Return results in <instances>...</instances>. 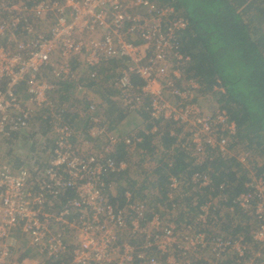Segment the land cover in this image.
Instances as JSON below:
<instances>
[{
	"label": "built area",
	"instance_id": "1",
	"mask_svg": "<svg viewBox=\"0 0 264 264\" xmlns=\"http://www.w3.org/2000/svg\"><path fill=\"white\" fill-rule=\"evenodd\" d=\"M188 26L173 6L154 0H0V136L22 133L45 106L52 111L54 136L46 166L1 160L0 141V264H264L263 250L251 254L254 248L241 236L223 228L205 232L213 199L195 219L178 222L146 199L127 207L130 193L128 204L110 198L112 178L130 169L127 159H115L118 145L124 143L128 156L136 151L159 133L151 120L173 124L170 135L198 162L237 159L230 157L237 123L222 109L205 115L196 101L199 83L186 79L191 57L183 51L182 34ZM111 60L122 64L111 86L146 112L147 124L118 136L90 103L78 107L88 127L74 129L64 110L52 108L50 94L77 82L83 101L88 90L80 74L88 69V78L98 80ZM168 181L172 201L185 181L175 175ZM254 181L229 209L255 213L260 227L253 238L264 244L263 175ZM191 183L199 192L214 189L208 172L193 174ZM67 229L80 244L67 243ZM127 232L141 243L119 242ZM19 237L35 258L23 255ZM205 251L209 258L202 257Z\"/></svg>",
	"mask_w": 264,
	"mask_h": 264
},
{
	"label": "trees",
	"instance_id": "2",
	"mask_svg": "<svg viewBox=\"0 0 264 264\" xmlns=\"http://www.w3.org/2000/svg\"><path fill=\"white\" fill-rule=\"evenodd\" d=\"M154 1L161 5L173 6L179 16L189 20V26L182 34L183 51L191 57L186 69V79L199 83L198 92L201 95L211 94L220 100L222 98L226 100L224 107L230 113L231 119L237 122L239 139L247 141L250 149L259 152L264 157V31L261 29L264 26V0ZM135 84L138 86L140 81L136 80ZM77 85V82L62 84V89H60L62 93L58 92L57 97L59 104L55 105L58 110H64V120L67 123H73L74 129H79V127H75L74 119L71 122L66 119V109L61 105L67 101L65 96L68 92L75 91ZM217 87H221L224 92ZM75 105L74 107L69 105L77 110L79 118L75 116V119H82ZM43 122L48 127V121L43 120ZM157 123L156 125L160 128L159 133L146 138L139 147L158 154L159 165L155 171L157 178L151 187L158 190L160 197L156 196L157 198L151 200L150 203L156 205L163 216H170L178 222H184L186 214L190 210H196V213L187 216V218L195 219L200 207L207 201L218 197L223 199L227 196V206L230 207L237 197L247 191L245 183L248 170L245 171V166L238 163L235 158H215L211 162L208 160L198 162L192 156V152L176 146L175 138L169 133L172 124L160 125V120ZM42 133L47 134L48 130ZM7 144H12V142ZM159 152H162L161 156ZM115 159L128 160V151L124 143L118 145ZM20 166V163L16 165V167ZM128 170L118 176L124 180L123 177L129 174ZM256 170L259 172L257 177L263 175L264 178V165ZM198 172L209 173L213 180V190L209 186L204 188L205 194L202 196L199 192L192 195L185 194V196L177 193L174 200L171 201L168 198L170 175L180 177L185 181L183 186L189 184L190 189L187 188V190H191L195 188L191 183V177ZM119 186V195L110 196V198L115 203L120 201L119 205H122L126 190L131 189L132 191L134 184L129 181V187L122 184ZM221 186L224 187L223 190ZM143 190L145 193L147 185L142 186L137 193L140 194ZM208 196L210 198L206 199ZM140 197L145 199L142 195ZM173 204L176 205V211L180 209L176 217L175 212H171Z\"/></svg>",
	"mask_w": 264,
	"mask_h": 264
},
{
	"label": "rangeland",
	"instance_id": "3",
	"mask_svg": "<svg viewBox=\"0 0 264 264\" xmlns=\"http://www.w3.org/2000/svg\"><path fill=\"white\" fill-rule=\"evenodd\" d=\"M261 29L264 31V26L261 27ZM107 64H110L109 66H106ZM103 65L105 69H101L99 75H101V78L98 80L92 81L88 78V74L86 75V71L89 72L87 69H84L83 73H81V80L86 82V88L87 93L85 94V97H88V101H92V103H95L98 107L99 113L106 117V115H109V119H107L111 126L114 127V129L119 133H127L133 132L140 128L143 124H147V115L146 112L141 111L140 109L134 107L131 103H125L122 102V99L120 97V93L116 90H114L110 85L111 83L117 78L119 75L120 69L122 68V64L117 60H111L109 63ZM90 85V87H89ZM220 91L222 90L221 87H217ZM200 89L196 90V98H197V104L203 111L205 115H214L218 111V109L224 110L228 116L231 118L230 113L228 110L224 107L226 100L223 98L220 100L216 98V96H213L211 94L207 95H201L198 91ZM76 91V90H75ZM68 92V95L65 96L67 101L65 102L68 105L80 106L82 108H85V102L81 100V94ZM224 92V90H222ZM199 95V96H198ZM52 96V95H51ZM58 96H53V98L56 99ZM26 99V98H25ZM111 100L110 103H108ZM64 107V105H61ZM68 107V106H67ZM65 108V107H64ZM48 113L47 109H44L37 113L38 115L33 118V120L30 123V127L23 131L20 136H11V137H4L0 136V141L3 146V151L1 152V160H6L8 158L9 162L13 165L21 164L25 166L31 165L34 161H40L42 166H46L47 162L50 160L51 153L53 151L54 141L51 139L49 132L47 134L38 135L41 133L42 128L44 130H48L47 126H45L44 122H41V118L39 115ZM79 118V116H77ZM66 119L68 121L75 120V127L79 128H85L87 117H82V119H75V116L68 115L66 116ZM234 120V119H232ZM156 120H151V122L156 125ZM235 121V120H234ZM237 123V122H236ZM165 123L161 122L160 125H164ZM171 124V123H170ZM42 126V127H41ZM238 126V125H237ZM112 127V128H113ZM159 127V126H158ZM172 124V128H173ZM114 130V132H116ZM238 130V143L237 146L233 149V154L230 157H236V161L238 158L246 157V161L244 163H240L241 165L245 166V171L248 170V176L247 181L245 183L246 188L251 187L254 184V179L257 177L256 174H258V170L256 168L263 167L264 165V157L260 155L259 152L253 151V149H250L248 146L247 141H241L239 139V128ZM116 132V133H117ZM118 134V133H117ZM125 134V135H127ZM122 135V136H125ZM159 137H157L158 139ZM14 140H16L14 142ZM12 142V144H7L8 142ZM162 155V152H159V156ZM158 154L157 152L149 151L145 148L139 147L134 151L132 154L128 156V161L130 165V170H128L129 174L126 177L120 178L119 176H115L112 178V189H111V195H119V184L128 186V182L131 181L134 184V187L131 189L126 190V198L127 193H130L131 200L129 201V206H132L135 203H138L142 201L143 197H140V195L144 196L147 202H150L151 200L157 198L158 196V190L151 187V184L155 182L157 175H155V171L159 165L158 163ZM231 159V158H229ZM238 162V161H237ZM239 163V162H238ZM255 168V169H254ZM119 177V178H118ZM147 185V190L144 193V190L141 191L140 194L137 193L138 190H141L142 186ZM186 186H183V188L180 189L178 193H180L181 196L192 195L199 192L198 188H192L191 190H187L189 185L185 184ZM129 187V186H128ZM190 189V188H188ZM247 190V189H246ZM199 194L202 196L205 194V191L199 192ZM121 196V195H120ZM160 197V194L159 196ZM196 196L194 197V199ZM210 198L209 196L206 197V199ZM198 198L196 199V201ZM128 204V199L126 200L124 197V201ZM194 202V201H193ZM120 203L116 202V204ZM126 204V205H127ZM228 204V197H218L213 200L212 203V209L211 212L208 215V226L205 228L206 233H212L214 228H223V233L226 235H233V236H241L245 242V244L250 245L254 249L250 251L251 254L257 256L256 251L263 250L262 258H264V244H262L259 241H256V239L253 238V234L255 231H257L260 227V222L253 216L255 213H250L246 211L242 207L236 208L235 212L232 213L230 211V207L227 206ZM193 206H196V202L193 204ZM172 213H174L172 211ZM180 213L179 211H176L174 213V216L176 217ZM191 213H196V210H190L188 214L185 216V220L189 221L194 218H187V216H191ZM195 217V214H194ZM167 218L172 219L170 216ZM218 218V224L215 225L214 220ZM176 220V219H175ZM65 238L67 243H69L72 246H75L77 244H80V238L75 239L74 234L67 229L65 233ZM19 242L22 243L24 241V247L21 248V252L23 251V255L29 256L32 258L36 257V253L31 250L27 243L28 241L24 239H20ZM122 241L123 243H129L133 246H138L141 243V239L137 236H133L130 233H123L119 236V242ZM246 246L240 244L239 248L244 250ZM247 249V248H246ZM245 249V250H246ZM22 255V256H23ZM202 257L209 258L210 254L209 251L201 252Z\"/></svg>",
	"mask_w": 264,
	"mask_h": 264
},
{
	"label": "clouds",
	"instance_id": "4",
	"mask_svg": "<svg viewBox=\"0 0 264 264\" xmlns=\"http://www.w3.org/2000/svg\"><path fill=\"white\" fill-rule=\"evenodd\" d=\"M111 86V85H110ZM112 87V86H111ZM113 88V87H112ZM60 89H62V88H60ZM60 89L56 92V93H52V94H50V98H51V101L53 102V107L52 108H54V109H57V107L55 106L56 104H59L58 102H57V99H55V98H53V96H59V94H58V92H61L60 91ZM114 89V88H113ZM114 90H116V91H118L120 94V97H121V99H122V102H125V103H127L128 101H125L124 100V98L122 97L123 95H122V93H121V91H119V90H117V89H114ZM62 93V92H61ZM76 93V92H75ZM81 94V93H80ZM52 95V96H51ZM81 96H83L82 94H81ZM84 97H85V95H84ZM82 98V97H81ZM86 99H84L83 101L85 102V105L87 106V105H89L90 103H92V101H88V97H85ZM95 104V103H94ZM96 105V104H95ZM59 106V105H58ZM85 106V107H86ZM97 106V105H96ZM77 107V109H78V106H76ZM80 107V106H79ZM44 109H47L48 110V113H46V114H41V115H39L40 116V118H41V122H43V120H47L48 121V127H47V129H48V132H49V135H50V137H51V139L53 140V138H54V136L52 135V133H51V124H50V119H51V117H52V111L50 110V109H48V108H44ZM44 109H42V110H44ZM42 110H38L37 111V113H39L40 111H42ZM58 110V109H57ZM97 110H98V107H97ZM98 112H99V110H98ZM38 114H36V116H37ZM35 116V117H36ZM148 118V117H147ZM33 120V119H32ZM88 121V120H87ZM30 127V126H29ZM28 127V128H29ZM88 127V124L86 125V127L85 128H79V129H76V130H81V129H86ZM27 128V129H28ZM44 131V129H42L41 130V133L40 134H38V135H43V132ZM23 133V132H22ZM22 133H20V134H22ZM20 134H17V135H20ZM155 135H157V134H155ZM155 135H153V136H155ZM176 140V139H175ZM176 144V146L177 147H179L178 145H177V142L175 143ZM180 148V147H179Z\"/></svg>",
	"mask_w": 264,
	"mask_h": 264
},
{
	"label": "crops",
	"instance_id": "5",
	"mask_svg": "<svg viewBox=\"0 0 264 264\" xmlns=\"http://www.w3.org/2000/svg\"><path fill=\"white\" fill-rule=\"evenodd\" d=\"M110 64H107L106 66H109ZM101 69H105V67L103 66ZM88 70V69H87ZM101 71V70H100ZM100 73V72H99ZM88 74V72L86 71V75ZM100 78H101V75H100ZM138 81V79L137 78H135V81ZM56 99H57V97H56ZM108 103H110V102H108ZM68 106V107H67ZM64 107H65V109H66V112H67V116L68 115H71V116H73V118H74V116H77V110L76 109H74L73 107H70L68 104H66V103H64ZM107 116V118L106 117H104L105 119H109V116L108 115H106ZM110 120V119H109ZM71 122V121H70ZM71 126H73V123H69ZM113 126H111V130L114 132V127L112 128ZM116 131V130H115ZM117 132V131H116ZM114 132V134H116V135H118V136H121V137H124V136H122V135H125V134H127V133H125V132H123V133H119V132ZM126 136V135H125Z\"/></svg>",
	"mask_w": 264,
	"mask_h": 264
}]
</instances>
